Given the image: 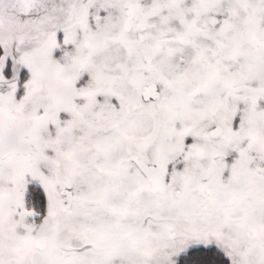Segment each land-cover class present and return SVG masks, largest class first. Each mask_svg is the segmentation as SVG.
I'll use <instances>...</instances> for the list:
<instances>
[{
	"label": "snow or ice",
	"instance_id": "obj_1",
	"mask_svg": "<svg viewBox=\"0 0 264 264\" xmlns=\"http://www.w3.org/2000/svg\"><path fill=\"white\" fill-rule=\"evenodd\" d=\"M0 264H264V0H0Z\"/></svg>",
	"mask_w": 264,
	"mask_h": 264
}]
</instances>
